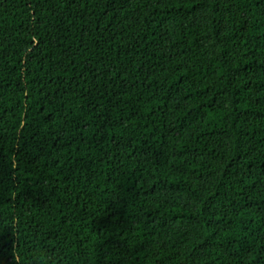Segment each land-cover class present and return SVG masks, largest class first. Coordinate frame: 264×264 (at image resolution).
Segmentation results:
<instances>
[{"label":"trees","instance_id":"trees-1","mask_svg":"<svg viewBox=\"0 0 264 264\" xmlns=\"http://www.w3.org/2000/svg\"><path fill=\"white\" fill-rule=\"evenodd\" d=\"M0 264H264V0H0Z\"/></svg>","mask_w":264,"mask_h":264}]
</instances>
